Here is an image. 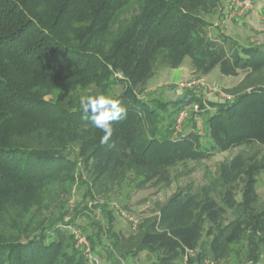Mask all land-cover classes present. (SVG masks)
Masks as SVG:
<instances>
[{
  "label": "trees",
  "instance_id": "obj_1",
  "mask_svg": "<svg viewBox=\"0 0 264 264\" xmlns=\"http://www.w3.org/2000/svg\"><path fill=\"white\" fill-rule=\"evenodd\" d=\"M220 6V0H0V264H89L69 223L41 221L51 187L69 192L85 183L77 158L93 183L132 173L145 186L167 181L178 163L264 147V83H251L264 70V44L212 34L206 18ZM185 57L201 74L218 67L224 76L245 75L232 100L200 104L206 142L195 121L176 135L160 131V111L182 104L138 96L158 69H176ZM99 94L125 109L106 142L79 105L82 95ZM263 170L264 154L237 152L220 162L218 176L199 192L186 186L159 205L134 250L109 247L82 229L102 264L128 257L176 264L194 250L201 259L202 239L214 259L244 244L246 261L257 264L264 208L256 207L255 186Z\"/></svg>",
  "mask_w": 264,
  "mask_h": 264
},
{
  "label": "rangeland",
  "instance_id": "obj_2",
  "mask_svg": "<svg viewBox=\"0 0 264 264\" xmlns=\"http://www.w3.org/2000/svg\"><path fill=\"white\" fill-rule=\"evenodd\" d=\"M253 9L247 12L240 19H227L228 12L232 7V0H220V8L209 15L206 19L211 25V32L219 31L229 35L239 44L248 43L264 44V0H252ZM202 77L205 85L193 89H179L174 83L181 80ZM248 77V76H247ZM251 83H264V70L255 74ZM245 75L240 72L235 76H224L215 67L208 74H201L195 71L190 64V59L185 57L181 66L176 69L161 67L155 75L150 77L139 97L147 101L179 102L182 106L197 103L198 109H189L187 118L184 120L182 131L189 130L196 122L198 134L201 141L206 142L207 127L203 124L207 117L206 109L200 104L208 107V101H221L220 93L234 96V93L244 87ZM117 86L115 91H120ZM188 96H194L198 101L191 103L180 102ZM48 98V97H46ZM181 106V107H182ZM177 108L168 106L164 111H160L158 127L162 133L173 134V124ZM210 111V110H208ZM240 152L244 155L264 154V147L252 144L245 147H234L226 151L213 154L211 157L200 161H186L171 167L168 172L167 181H156L147 185L138 186V178L129 173L118 182L112 183L107 179L91 182L85 178L82 169L81 159H76L77 170L81 171L84 184L77 181L73 184L69 192H65L61 187H51V194L42 210L41 221H54L57 224L69 223L83 228L87 234H99L101 239L109 247L117 245L123 251L136 249L138 239L143 230L155 219L158 207L176 190L189 187L193 191L199 192L200 188L206 185L211 179L218 176V166L220 162L230 159L234 154ZM76 158L75 153L71 154ZM79 162V163H78ZM259 200L256 204L258 209L264 208V170L257 176L255 186ZM72 201V204L70 203ZM130 214L138 219L137 229L132 231L126 219L120 214ZM109 219V220H108ZM68 230V228H66ZM97 247V246H96ZM95 247V248H96ZM98 248V247H97ZM96 248V249H97ZM205 253L199 259L197 251L194 250L191 257L186 260L182 258L176 264H199L203 258H210L214 264H252L244 257V244H236L231 247V251L221 259H214L207 252V243L202 239L201 247ZM98 264L104 260L93 255ZM151 259H144L143 264H149ZM89 264H92L89 262ZM124 264H139L130 261L128 257ZM257 264H264V250L261 252Z\"/></svg>",
  "mask_w": 264,
  "mask_h": 264
},
{
  "label": "built area",
  "instance_id": "obj_3",
  "mask_svg": "<svg viewBox=\"0 0 264 264\" xmlns=\"http://www.w3.org/2000/svg\"><path fill=\"white\" fill-rule=\"evenodd\" d=\"M253 2L252 0H232L231 10L228 12L227 19L238 20L247 12L252 11ZM205 85V79L202 77L191 78L188 80H181L174 83V86L179 89H193L195 87H201ZM223 101H230L233 99V96L220 93ZM189 109L196 111L198 109L197 103H191L188 106H182L177 113L175 114L174 124H173V134L176 135L182 131L184 120L187 118V112ZM72 204V201L70 202ZM120 214L128 222L130 229L132 231L137 229L138 219L130 214H124L122 211H119ZM68 230L73 236L75 248L80 251V253L88 259L92 264H97V259L93 256L91 244L87 237V234L83 229L76 225H69ZM193 251H188L187 254L183 257L185 260L188 257H191ZM200 264H214V261L210 258H203Z\"/></svg>",
  "mask_w": 264,
  "mask_h": 264
},
{
  "label": "clouds",
  "instance_id": "obj_4",
  "mask_svg": "<svg viewBox=\"0 0 264 264\" xmlns=\"http://www.w3.org/2000/svg\"><path fill=\"white\" fill-rule=\"evenodd\" d=\"M79 105L91 125L102 130L104 135L101 139L105 142L112 135V122L122 119L125 115V109L120 106L119 101L103 94L82 95Z\"/></svg>",
  "mask_w": 264,
  "mask_h": 264
}]
</instances>
